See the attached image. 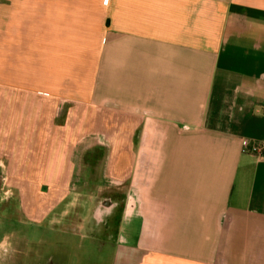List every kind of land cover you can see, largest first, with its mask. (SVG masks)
Segmentation results:
<instances>
[{
	"label": "crops",
	"instance_id": "1",
	"mask_svg": "<svg viewBox=\"0 0 264 264\" xmlns=\"http://www.w3.org/2000/svg\"><path fill=\"white\" fill-rule=\"evenodd\" d=\"M254 142L264 0H0V165L40 220L103 151L130 200L111 264H264Z\"/></svg>",
	"mask_w": 264,
	"mask_h": 264
},
{
	"label": "rangeland",
	"instance_id": "2",
	"mask_svg": "<svg viewBox=\"0 0 264 264\" xmlns=\"http://www.w3.org/2000/svg\"><path fill=\"white\" fill-rule=\"evenodd\" d=\"M92 147L87 152L82 146L75 150L69 190L40 220L23 213V195L14 187L21 183L8 181V167L0 165V264H8V260L14 264H48L51 259L58 264H84L86 258H99L93 248L86 249L90 234L87 220L93 195L113 188V184L101 182L105 175L103 151Z\"/></svg>",
	"mask_w": 264,
	"mask_h": 264
},
{
	"label": "flooded vegetation",
	"instance_id": "3",
	"mask_svg": "<svg viewBox=\"0 0 264 264\" xmlns=\"http://www.w3.org/2000/svg\"><path fill=\"white\" fill-rule=\"evenodd\" d=\"M129 202L127 194L113 189H105L93 195L92 209L87 220L90 234L88 232L89 246H86V249L93 248L99 258L94 261L86 258L84 264H99L100 262L111 264V260L119 252H124L129 248L126 229L121 232V228L125 225V217L128 222L130 216ZM104 236L105 239H103ZM8 264L14 263L8 260ZM48 264L58 263L51 259L48 260Z\"/></svg>",
	"mask_w": 264,
	"mask_h": 264
},
{
	"label": "built area",
	"instance_id": "4",
	"mask_svg": "<svg viewBox=\"0 0 264 264\" xmlns=\"http://www.w3.org/2000/svg\"><path fill=\"white\" fill-rule=\"evenodd\" d=\"M248 153L255 157H263L264 154V142H254L251 148L247 150Z\"/></svg>",
	"mask_w": 264,
	"mask_h": 264
}]
</instances>
